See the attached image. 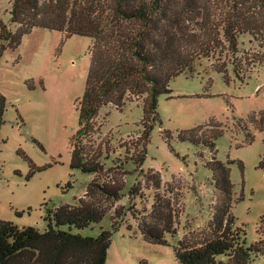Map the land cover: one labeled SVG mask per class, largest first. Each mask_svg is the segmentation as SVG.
Returning <instances> with one entry per match:
<instances>
[{
	"label": "rangeland",
	"instance_id": "obj_1",
	"mask_svg": "<svg viewBox=\"0 0 264 264\" xmlns=\"http://www.w3.org/2000/svg\"><path fill=\"white\" fill-rule=\"evenodd\" d=\"M12 3L0 0V24L16 30ZM239 42L240 54L259 57L261 48L249 34ZM92 44L90 36L34 27L16 48L3 51L0 91L7 109L0 128V219L43 231L50 211L74 204L93 180L95 174L70 167L72 137L79 129L77 100L85 90ZM213 63L202 59L193 72L170 81V94L160 95V120L150 134L141 170L134 157L142 147V99L122 110L114 105L101 109V130L84 142L102 150L100 160L107 169L121 166L115 176L124 181L122 196L100 222L72 231L97 235L112 230L115 220L121 223L112 235L106 264H179L174 249L179 240L196 244L211 237L209 220L220 203L206 165L213 158L233 161L234 227L243 230L247 246L264 240V169L259 166L264 132L253 121L264 111V62L246 71L243 80L229 67V81L214 71ZM213 125L218 126L215 132H224L215 140L216 151L178 137L198 126L203 135L213 134ZM247 135H254L250 144ZM153 202L175 208L177 234H167L168 245L147 241L140 232V220L148 218ZM249 264H264V253L253 254Z\"/></svg>",
	"mask_w": 264,
	"mask_h": 264
},
{
	"label": "trees",
	"instance_id": "obj_2",
	"mask_svg": "<svg viewBox=\"0 0 264 264\" xmlns=\"http://www.w3.org/2000/svg\"><path fill=\"white\" fill-rule=\"evenodd\" d=\"M10 15L17 28L0 24V57L34 27L93 38L85 90L77 100L79 129L72 137L70 167L95 176L83 197L50 211L43 231L0 219V264H106L112 235L121 223L115 220L112 230L97 235L72 231L100 222L122 196L124 181L115 176L121 166L107 169L100 160L102 150L87 143L103 126L98 121L101 109L114 105L122 110L142 99V147L134 157L141 170L150 134L160 120L158 98L172 92L170 81L193 72L204 58L213 59L214 71L226 81L229 67L243 80L246 71L264 62V0H13ZM244 34L258 43L259 57L240 54ZM6 109L0 91V128ZM253 121L264 132V111ZM217 128L213 125V134L203 135L202 126L193 127L178 137L216 151L215 140L224 134L215 132ZM247 141L252 143L254 135H247ZM230 163L213 158L206 164L220 195L208 224L212 236L196 244L179 240L174 247L179 264H249L253 254L264 253V240L247 246L243 230L234 227ZM259 166L264 169V158ZM147 217L139 225L144 239L168 245L167 234H177L173 203L153 202Z\"/></svg>",
	"mask_w": 264,
	"mask_h": 264
}]
</instances>
